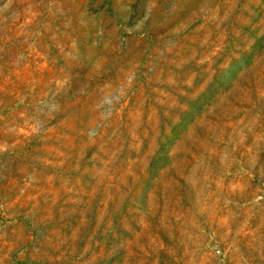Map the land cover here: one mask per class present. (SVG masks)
I'll use <instances>...</instances> for the list:
<instances>
[{"label": "rangeland", "instance_id": "374dc122", "mask_svg": "<svg viewBox=\"0 0 264 264\" xmlns=\"http://www.w3.org/2000/svg\"><path fill=\"white\" fill-rule=\"evenodd\" d=\"M0 264H264V0H0Z\"/></svg>", "mask_w": 264, "mask_h": 264}]
</instances>
